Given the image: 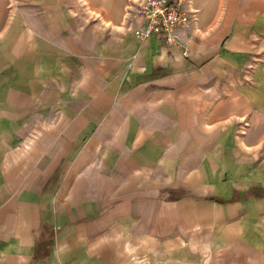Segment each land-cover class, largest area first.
<instances>
[{"label": "crops", "instance_id": "crops-1", "mask_svg": "<svg viewBox=\"0 0 264 264\" xmlns=\"http://www.w3.org/2000/svg\"><path fill=\"white\" fill-rule=\"evenodd\" d=\"M105 2L0 0V264H264L242 248L264 192L214 176L240 185L236 156L264 149V56L238 71L264 0H196L173 45Z\"/></svg>", "mask_w": 264, "mask_h": 264}, {"label": "rangeland", "instance_id": "rangeland-1", "mask_svg": "<svg viewBox=\"0 0 264 264\" xmlns=\"http://www.w3.org/2000/svg\"><path fill=\"white\" fill-rule=\"evenodd\" d=\"M80 2H81L80 7H81V10L84 12V14H92L91 8H89L88 4L86 3V2H88V0H80ZM119 2H120V0H119ZM105 3L109 4V0H106ZM124 5L125 6L123 9V11H124L123 19H121V23L122 24L124 23V25H127V29H129L131 27H129V22L125 18V14H126L125 8H127L128 0H126ZM193 7L196 9L198 8L196 5V0H193ZM233 7H235V9H237L238 3L237 2L233 3ZM198 19H199V12L197 11L196 12V19L193 22H191L189 28L186 30V31H188L189 36H190L191 31L194 29L195 24L197 23ZM179 38H180V36H179ZM183 43L184 42H182V44ZM243 53L249 54L248 58L251 61V63H254V66L252 65L251 67H248V68H246V67L241 68V66H240L238 68V71L243 73V76H242L243 79L245 78V80L246 79L250 80L253 78L252 72L255 71L257 68H259V66L255 67V64L259 63L258 61H261L259 59L263 58L262 56H264V52L261 53L259 51H256V52L255 51H252V52L251 51L250 52L245 51ZM240 54H241V52H240ZM256 57H258V60H254V59H256ZM261 62H263V61H261ZM243 87H244V85H243ZM245 87H247V86H245ZM239 130L241 131V128ZM26 135H28V134H26ZM196 137H197V148H198L197 157L200 160V157H202V155H205V152H204L205 150H202V148L198 145L204 144V140H202L201 137L198 135ZM244 148L250 150L251 153L246 154L243 151V152H241V155H239V157L236 156L237 160L238 159L241 160V184L240 185H239V183H237V181L228 182L229 177H228L227 172H221L220 167L218 165L214 166V176H216L215 179L218 178L217 180H215V183H222L224 186L226 184H230L231 186H229L228 188L231 187L235 190H238V195H241V197L244 196L245 199L247 200L250 198H249V196H245V193L252 194L253 192L256 191L258 194H260V192H258L260 190L264 192V186H262V187L258 186L257 185L258 183H256V181H255L256 169H257L261 159L264 157V149H262V148L261 149H257V148L253 149L250 147H244ZM213 151H215L214 157H216L217 156L216 150L214 149ZM229 153H230V150H228V151L226 150L224 153V156L229 157ZM239 187H241V190L239 189ZM219 199L221 201L225 200V198H223V197L219 198ZM255 220H256V222H258L257 225H259V227H260L259 221L264 222V211L262 213H258ZM249 228H250L249 230L251 232H254L257 229H260V228H256V230L252 229V226H250ZM263 233H264V229L261 228V231L257 230V235L255 234L254 236L250 237V241H253V243H249L248 245L242 246V248L247 253V256H264V235H263ZM228 247H229V250H231L235 246L230 245ZM228 247L225 245H218V246H215L213 248V252L220 251V253L223 254V253H225V250H222V248H228ZM255 249H257V250H255ZM226 253H227V251H226Z\"/></svg>", "mask_w": 264, "mask_h": 264}, {"label": "built area", "instance_id": "built-area-1", "mask_svg": "<svg viewBox=\"0 0 264 264\" xmlns=\"http://www.w3.org/2000/svg\"><path fill=\"white\" fill-rule=\"evenodd\" d=\"M125 12L136 37L152 36L168 45L179 44L178 31L196 19L193 0H128Z\"/></svg>", "mask_w": 264, "mask_h": 264}, {"label": "bare ground", "instance_id": "bare-ground-1", "mask_svg": "<svg viewBox=\"0 0 264 264\" xmlns=\"http://www.w3.org/2000/svg\"><path fill=\"white\" fill-rule=\"evenodd\" d=\"M195 11L197 12L198 10L195 8Z\"/></svg>", "mask_w": 264, "mask_h": 264}]
</instances>
